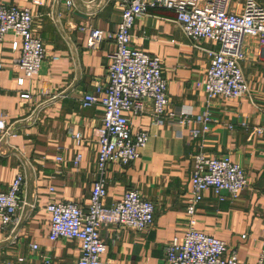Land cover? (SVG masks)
<instances>
[{
  "label": "crops",
  "instance_id": "crops-1",
  "mask_svg": "<svg viewBox=\"0 0 264 264\" xmlns=\"http://www.w3.org/2000/svg\"><path fill=\"white\" fill-rule=\"evenodd\" d=\"M1 1L30 10L32 30L42 41L45 58L39 73L26 77L15 64L19 49L12 50V43L17 41L20 46V39L8 34L0 43V118L7 127L0 137V192L8 190L17 174L25 175L14 225H0V264H15L18 257L27 264H41L44 257L51 264L75 262L79 242L49 241L50 214L45 207L50 202H72L87 209L96 180V131L102 125V108L99 104L83 108L81 100L105 82L113 44L104 40L96 49H88L87 33L78 29L115 32L121 0ZM245 1L231 0L229 11L240 13ZM254 1L264 9V0ZM175 20L174 11L148 8L134 22L130 44L160 58L168 112L190 109L197 115L206 101L197 87L210 63L205 50L216 51L218 46L202 40L200 49L195 48ZM242 52L240 68L249 92L238 100L213 98L210 130L203 137L194 140L189 136L192 123L180 125L166 117L163 125H156L150 101L145 102L143 114L130 117L131 132L146 131L149 140L129 165L107 166L102 203L110 207L127 191L136 190L153 204V224L144 232L102 226L103 260L167 264L165 247L182 236L186 225L193 156L203 153L228 156L242 167L248 183L235 200L225 197L219 202L211 189L205 191L194 227L225 242L239 261L256 262L264 226V130L260 135L253 130L264 127V46L257 38L244 37ZM24 94L29 97L22 98ZM76 133L81 134L78 143L72 138ZM77 154L81 161L74 167Z\"/></svg>",
  "mask_w": 264,
  "mask_h": 264
},
{
  "label": "built area",
  "instance_id": "built-area-1",
  "mask_svg": "<svg viewBox=\"0 0 264 264\" xmlns=\"http://www.w3.org/2000/svg\"><path fill=\"white\" fill-rule=\"evenodd\" d=\"M231 0H121V15L113 33L92 27H80L87 33V48L96 49L104 40L113 44L108 55L105 82L95 87V94L82 97L83 108L99 104L102 108V125L97 129L96 180L93 183L86 211L72 202H50L45 207L50 214L48 239L76 240L80 255L75 262L64 264H110L102 259L105 251L99 231L104 225L121 226L144 232L153 224L154 206L136 190L127 191L121 200L110 207L103 205L106 196L107 166H127L135 161L146 146V131L132 133L130 117H138L145 111V102L151 103V116L156 125L165 120L177 124L192 123L189 136L196 140L210 130L212 122L209 109L215 97L238 100L249 89L243 77L240 61L243 59L244 37L259 39L264 46V9L254 0H246L240 13L229 11ZM67 5L71 6L68 2ZM148 8H164L174 11L176 23L183 35L195 48L202 40L218 46L216 51L205 50L210 63L205 78L197 83L206 97L205 108L197 115L190 109L168 112L167 82L162 75L160 58L150 56L131 47V29L136 19L145 15ZM32 15L28 8H19L0 0V43L11 34L20 39L12 43V50L19 49L16 66L26 77L39 73L45 58L41 39L33 33ZM0 64V69H1ZM22 84V79L18 80ZM27 99L29 95H22ZM245 127V123H241ZM4 119L0 118V137L6 132ZM264 127L253 132L260 135ZM72 138L78 143L81 134ZM60 158H57L59 161ZM81 155L73 159L77 167ZM242 167L228 156L208 157L203 153L193 156L190 192L186 204V225L180 238H173L165 247L167 264H250L241 262L227 244L195 229V212L205 191L211 189L219 202L225 197L235 200L247 186ZM25 184L24 173L16 175L6 192H0V225L8 228L14 221L21 203V191ZM52 191V189H51ZM226 195V196H225ZM36 251L37 246L31 245ZM44 257L41 264H51ZM15 264H27L18 257ZM254 264H264V226L259 256Z\"/></svg>",
  "mask_w": 264,
  "mask_h": 264
}]
</instances>
